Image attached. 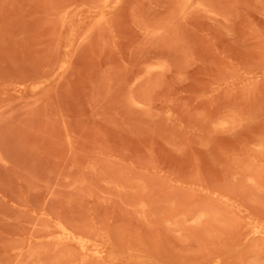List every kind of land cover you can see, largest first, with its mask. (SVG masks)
Returning <instances> with one entry per match:
<instances>
[{"label": "rangeland", "instance_id": "rangeland-1", "mask_svg": "<svg viewBox=\"0 0 264 264\" xmlns=\"http://www.w3.org/2000/svg\"><path fill=\"white\" fill-rule=\"evenodd\" d=\"M0 264H264V0H0Z\"/></svg>", "mask_w": 264, "mask_h": 264}, {"label": "bare ground", "instance_id": "bare-ground-1", "mask_svg": "<svg viewBox=\"0 0 264 264\" xmlns=\"http://www.w3.org/2000/svg\"><path fill=\"white\" fill-rule=\"evenodd\" d=\"M62 227H63V226H62ZM63 229H65V228H63ZM63 231H65V230H63ZM255 231H256V230H255ZM255 231H254V232H255ZM259 231H260V230H259ZM65 233H66V232H63V234L66 235V238H67V233H66V234H65ZM261 233H262V232H261ZM256 234H257V233H256ZM256 234H255V235H256ZM73 235H74V234H73ZM73 235H72V236H73ZM64 238H65V237H64ZM70 238H71V237H70ZM73 238H74V237H73ZM73 238H71L70 240L72 241ZM77 239H78V237H77ZM77 239H74V240L77 241ZM68 240H69V238H68ZM81 240H82V242H84L83 238H82ZM85 242H86V240H85ZM78 243H79V241H78ZM78 243H77V245H78ZM86 243H87V242H86ZM80 244H81V243H80ZM80 244H79V245H80ZM84 245H86V244L84 243ZM84 245H83V246L80 245V246L84 247Z\"/></svg>", "mask_w": 264, "mask_h": 264}]
</instances>
